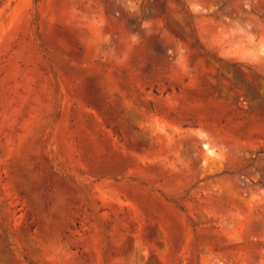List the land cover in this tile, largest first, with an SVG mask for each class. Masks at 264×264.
Returning a JSON list of instances; mask_svg holds the SVG:
<instances>
[{"label": "rangeland", "instance_id": "1", "mask_svg": "<svg viewBox=\"0 0 264 264\" xmlns=\"http://www.w3.org/2000/svg\"><path fill=\"white\" fill-rule=\"evenodd\" d=\"M0 264H264V0H0Z\"/></svg>", "mask_w": 264, "mask_h": 264}]
</instances>
